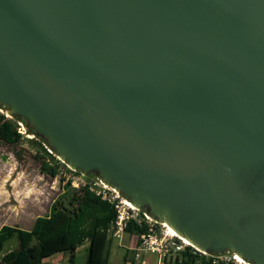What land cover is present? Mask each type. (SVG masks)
I'll use <instances>...</instances> for the list:
<instances>
[{"label":"water","instance_id":"obj_1","mask_svg":"<svg viewBox=\"0 0 264 264\" xmlns=\"http://www.w3.org/2000/svg\"><path fill=\"white\" fill-rule=\"evenodd\" d=\"M0 106L195 248L264 264V0H0Z\"/></svg>","mask_w":264,"mask_h":264},{"label":"trees","instance_id":"obj_2","mask_svg":"<svg viewBox=\"0 0 264 264\" xmlns=\"http://www.w3.org/2000/svg\"><path fill=\"white\" fill-rule=\"evenodd\" d=\"M15 119L21 118H9L0 113V142L16 143L21 140ZM27 132L39 139L42 149L38 155L40 170L57 175L58 165L63 162L56 158L54 151L47 150L44 141L32 130ZM115 217L113 204L97 194L89 183L74 187L67 180L62 192L49 205L48 213L35 217L29 229L6 224L0 227V253L7 240L13 236L17 239L15 248L0 255V264H43L45 258L58 253L67 254L68 264H74L75 251L84 242H87L85 264H106L109 233ZM141 231L142 228L131 221L126 227V232L130 234ZM181 256V263L211 264L204 259L193 258L186 251ZM171 264L179 263L175 259Z\"/></svg>","mask_w":264,"mask_h":264},{"label":"rangeland","instance_id":"obj_3","mask_svg":"<svg viewBox=\"0 0 264 264\" xmlns=\"http://www.w3.org/2000/svg\"><path fill=\"white\" fill-rule=\"evenodd\" d=\"M28 135H22L16 143L0 142V227L6 224L29 229L35 217L48 213L49 205L62 192L67 180L74 187L85 183L92 188L96 186L94 173L82 175L79 170L69 171L65 163L58 165L55 176L43 173L38 158L42 152L39 139L32 133ZM109 237L107 264H122L123 249L117 245L121 238H114L111 233ZM16 245L17 239L13 236L4 243L1 253ZM86 246L87 242L78 246L74 264H85Z\"/></svg>","mask_w":264,"mask_h":264},{"label":"built area","instance_id":"obj_4","mask_svg":"<svg viewBox=\"0 0 264 264\" xmlns=\"http://www.w3.org/2000/svg\"><path fill=\"white\" fill-rule=\"evenodd\" d=\"M0 113L5 117H9L1 107ZM15 123L18 133L29 136L22 119H15ZM47 150L52 152L48 147ZM93 185H96L93 188L94 191L100 194L102 198L110 201L116 211V217L111 229L112 237L122 238L130 221L142 228L139 234L129 233L135 240V259H138L143 253H149L157 257V264H171L175 259L178 263H181V253L186 251L193 258L197 260L204 259L211 264H234L231 262L235 261L233 258L234 254L228 252L215 254L201 251L184 238L169 233L164 224L153 218L146 210L137 209L129 204L128 202L130 201L112 186H107L98 179Z\"/></svg>","mask_w":264,"mask_h":264},{"label":"crops","instance_id":"obj_5","mask_svg":"<svg viewBox=\"0 0 264 264\" xmlns=\"http://www.w3.org/2000/svg\"><path fill=\"white\" fill-rule=\"evenodd\" d=\"M117 245L123 249V251L121 252L122 264H157V257L153 254L143 253L138 259L134 258L135 240L128 233L122 236L120 241H118ZM43 264H68L67 254L65 253L54 254L50 257L45 258L43 260ZM179 264H185V263H179Z\"/></svg>","mask_w":264,"mask_h":264},{"label":"bare ground","instance_id":"obj_6","mask_svg":"<svg viewBox=\"0 0 264 264\" xmlns=\"http://www.w3.org/2000/svg\"><path fill=\"white\" fill-rule=\"evenodd\" d=\"M129 204H131L130 202H128ZM132 205V204H131ZM164 226L166 227L167 231L173 235H177V233L168 225H166L165 223H163ZM178 236V235H177ZM180 237V236H179ZM233 258L235 259V261L238 263V264H251V263H248L246 261H244L240 256H238L237 254H234L233 255Z\"/></svg>","mask_w":264,"mask_h":264}]
</instances>
